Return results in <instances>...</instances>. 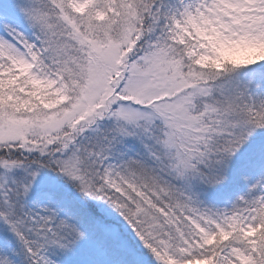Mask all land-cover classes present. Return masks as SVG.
<instances>
[{
    "label": "snow or ice",
    "instance_id": "snow-or-ice-1",
    "mask_svg": "<svg viewBox=\"0 0 264 264\" xmlns=\"http://www.w3.org/2000/svg\"><path fill=\"white\" fill-rule=\"evenodd\" d=\"M0 264H264V0H0Z\"/></svg>",
    "mask_w": 264,
    "mask_h": 264
}]
</instances>
